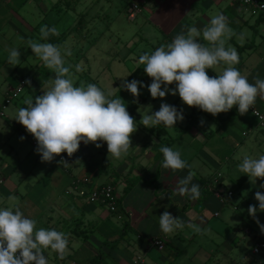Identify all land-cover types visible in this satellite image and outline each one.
<instances>
[{
  "label": "crops",
  "instance_id": "obj_1",
  "mask_svg": "<svg viewBox=\"0 0 264 264\" xmlns=\"http://www.w3.org/2000/svg\"><path fill=\"white\" fill-rule=\"evenodd\" d=\"M131 3L141 7L131 21L139 20L142 40L154 50L191 27L202 30L213 16L223 14L233 30L225 38V47L236 48L241 73L249 83L264 79V18L233 0H0V207H18L36 220V230L55 229L68 235V254L60 260L47 250L49 264H132L135 257H143L144 264H264L255 258L264 261V255L250 252L241 231L259 229L256 219L264 224V212L258 211L255 219L248 214L249 205L258 208L254 197L264 191L259 188L264 180L257 179L253 185L238 168L245 156L264 154V126H258L253 114V110L264 113V99L258 97L244 115L234 106L213 117L184 105L176 95L170 105L182 110L184 119L174 128L136 125L131 148L120 160L108 156L106 143L100 148L81 143L72 157L61 153L50 163L41 162L31 146L35 139L14 120L17 110L26 107L25 101L43 95L55 78V72L28 48V41L50 42L62 49L72 31L90 28L87 19L95 28L101 14H125ZM100 4L107 7L101 10ZM75 15L78 22L68 27ZM45 25L56 27L59 35L40 40ZM201 42L208 44L202 36ZM12 48L20 52L16 65L7 63ZM65 66L77 68L69 56ZM223 67L208 69L207 74L214 77ZM19 79L31 83H25L16 101L3 106L5 95ZM192 112L203 123L191 124L185 131ZM161 146L178 150L188 167L166 172L161 167ZM61 156L69 166L58 161ZM189 171L195 172L193 184L211 191L208 197L193 201L172 194ZM218 173L219 184L213 186L211 179ZM77 177H87L93 187L111 184L118 197L115 211L77 197L72 188ZM165 210L201 231L185 227L164 234L159 216ZM156 240L162 241L161 250L154 245Z\"/></svg>",
  "mask_w": 264,
  "mask_h": 264
},
{
  "label": "clouds",
  "instance_id": "obj_2",
  "mask_svg": "<svg viewBox=\"0 0 264 264\" xmlns=\"http://www.w3.org/2000/svg\"><path fill=\"white\" fill-rule=\"evenodd\" d=\"M232 31L227 18L217 14L202 30L191 27L186 34L176 35L171 43L156 48L151 54L140 55L137 62L144 65V72L151 78L147 85L151 97L163 99L166 94L178 95L184 105L198 108L213 117L229 112L234 106L240 115L246 114L258 97L264 99V79L257 78L255 83H249L235 67L239 63V54L235 47H225V38L230 37ZM50 35H59L56 27H41L40 40L47 41ZM201 36L208 44L201 42ZM28 48L47 69L55 72L51 86L43 91V95L26 100V107L19 108L14 117L36 140L35 151L41 162L50 163L61 153L72 157L81 143H92L96 148L106 143L108 156L114 160L126 156L131 148V134L137 126L120 97L109 99L114 90L112 85L107 92L91 83L75 86L70 68L65 66V57L72 54L70 49L62 50L50 42L31 40ZM7 63H20L19 49H10ZM219 66L226 67L214 77L207 74L208 69L213 71ZM76 67L79 71L80 66ZM25 83L30 85L31 81ZM173 84L175 87L170 88L169 85ZM143 87L145 85L137 80H124L122 84V89L133 97H138L139 89ZM141 116V125L147 129L161 125L174 128L184 119L182 110L167 103H161L159 110H150ZM160 151L163 154L161 167L166 172L188 167L178 150L161 146ZM61 163L70 165L67 161ZM238 168L250 183L256 185L257 179L264 180V154L245 156ZM194 176L195 172L189 171L179 179L172 194L198 200L201 190L198 184L192 183ZM259 188L264 190V183ZM8 199L15 198L9 196ZM254 199L258 208L255 205L248 208L253 219L258 211L264 212V191H257ZM255 222L264 234V224L258 219ZM36 223L18 207L14 210L0 207V264H49L48 255H44L47 250L54 252L60 260L65 258L69 251L68 235L55 229L36 230ZM185 227L201 231L195 224H185L179 217L174 218L167 210L159 216V228L166 235Z\"/></svg>",
  "mask_w": 264,
  "mask_h": 264
},
{
  "label": "rangeland",
  "instance_id": "obj_3",
  "mask_svg": "<svg viewBox=\"0 0 264 264\" xmlns=\"http://www.w3.org/2000/svg\"><path fill=\"white\" fill-rule=\"evenodd\" d=\"M100 5L101 10L103 7H107L103 4ZM111 13L107 12L106 16L101 14L95 28H91L93 21L87 19L89 29L79 28L72 31L71 35L66 38L64 46H67V49H70L72 53L69 60L74 66H80L78 72H76L77 68L71 67L70 76L75 86H86L91 83L107 92L111 90L112 85L114 90H112L109 99L120 97L126 104V110L139 126L141 125V115L147 114L150 110L153 112L159 109L161 103L169 105L175 103L176 99L170 94H166L163 99L151 97L147 90L151 78L144 72V65L137 61L140 55L151 54L154 47L142 40L138 19L136 21L129 20L126 12L125 14L122 12ZM75 18L76 15L68 23V27L74 22H78V19ZM111 24L113 27L107 29ZM124 80L141 81L145 87L139 89L138 97H133L127 90L122 89ZM169 87L174 88L175 84L169 85ZM137 105L139 107H136ZM255 258L264 263L263 257L256 256Z\"/></svg>",
  "mask_w": 264,
  "mask_h": 264
},
{
  "label": "built area",
  "instance_id": "obj_4",
  "mask_svg": "<svg viewBox=\"0 0 264 264\" xmlns=\"http://www.w3.org/2000/svg\"><path fill=\"white\" fill-rule=\"evenodd\" d=\"M233 3L240 8L250 13L260 15L264 18V0H233ZM141 13V7L137 3H131L127 8L126 14L129 20H134ZM25 87L24 79H19L17 84L13 86L3 99V106L9 105L16 101L20 96L23 88ZM253 114L258 121V126H264V113L258 110H253ZM31 146L36 150V140L31 141ZM58 161H64L61 156ZM219 173L215 174L211 179V184L216 186L219 184ZM1 183V182H0ZM72 188L74 194L86 201L88 204L102 205L111 212H114L117 207L118 197L115 188L111 184H105L97 187H93L90 180L87 177H77L73 180ZM231 195V193H228ZM222 199L223 195H219ZM242 233L250 243V252L253 255L264 254V234L260 229H253L249 227L242 228ZM154 245L158 250L163 248L162 241L156 240ZM18 254V253H17ZM143 257H135L132 264H144Z\"/></svg>",
  "mask_w": 264,
  "mask_h": 264
},
{
  "label": "trees",
  "instance_id": "obj_5",
  "mask_svg": "<svg viewBox=\"0 0 264 264\" xmlns=\"http://www.w3.org/2000/svg\"><path fill=\"white\" fill-rule=\"evenodd\" d=\"M235 67L240 70L239 64H236ZM191 124H193L194 126H197V127L198 126L200 127V125H201V121L197 118V116L195 115L194 112H192L187 118V126L185 128V131H187L189 129ZM210 194H211V191L204 189V190H201V196L200 197H201V199H204V198L208 197Z\"/></svg>",
  "mask_w": 264,
  "mask_h": 264
}]
</instances>
